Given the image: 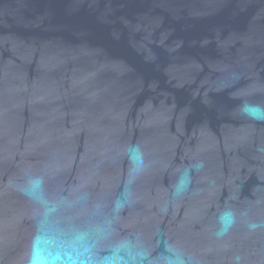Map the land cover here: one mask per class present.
<instances>
[{
	"label": "water",
	"instance_id": "95a60500",
	"mask_svg": "<svg viewBox=\"0 0 264 264\" xmlns=\"http://www.w3.org/2000/svg\"><path fill=\"white\" fill-rule=\"evenodd\" d=\"M245 103L264 0H0V264H264Z\"/></svg>",
	"mask_w": 264,
	"mask_h": 264
},
{
	"label": "clouds",
	"instance_id": "9594fccd",
	"mask_svg": "<svg viewBox=\"0 0 264 264\" xmlns=\"http://www.w3.org/2000/svg\"><path fill=\"white\" fill-rule=\"evenodd\" d=\"M241 111L250 118L264 120V106L245 103L242 106ZM132 151L134 154L138 153V149H133Z\"/></svg>",
	"mask_w": 264,
	"mask_h": 264
}]
</instances>
